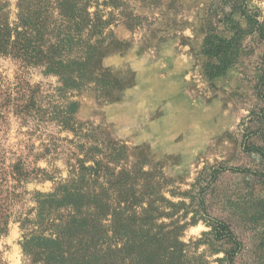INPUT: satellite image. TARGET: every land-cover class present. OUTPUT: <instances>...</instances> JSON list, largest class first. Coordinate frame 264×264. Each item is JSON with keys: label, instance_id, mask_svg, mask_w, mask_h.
Returning a JSON list of instances; mask_svg holds the SVG:
<instances>
[{"label": "rangeland", "instance_id": "374dc122", "mask_svg": "<svg viewBox=\"0 0 264 264\" xmlns=\"http://www.w3.org/2000/svg\"><path fill=\"white\" fill-rule=\"evenodd\" d=\"M7 1L13 22L17 0ZM221 1L111 0L114 44L79 92L58 91L41 66L0 56V264H47L21 247L24 229L53 233L51 222L32 223L36 193L53 192L80 166L82 189L99 191L105 180L89 167L101 177L105 165L136 176L140 168L156 185L147 213L128 224L144 232V251L170 245L173 264H264V39L238 12L224 18ZM247 9L264 29V0H247ZM206 35L228 42L224 70L204 53ZM69 101L73 130L59 123ZM117 149L123 160L109 165ZM126 179L110 189L131 192ZM68 211L51 207L49 218ZM217 222L231 237L215 239ZM137 249L118 253L117 264Z\"/></svg>", "mask_w": 264, "mask_h": 264}, {"label": "trees", "instance_id": "16d2710c", "mask_svg": "<svg viewBox=\"0 0 264 264\" xmlns=\"http://www.w3.org/2000/svg\"><path fill=\"white\" fill-rule=\"evenodd\" d=\"M222 1L218 8L224 18L238 12L247 25L253 26V31L264 39L263 24L259 23L256 14L249 13L247 0ZM8 5L7 0L0 4V56L20 58L28 65L41 66L44 74L57 77V90L60 92H79L94 83L99 58L114 44L109 37L113 13L105 9L114 6L111 0H17L16 19L13 22L8 18ZM224 6L229 11H225ZM214 38L216 36L206 35L203 51L217 56L223 67L218 65L216 68L224 70L231 62L226 55L228 42L218 38L220 43H225L224 46L214 42ZM106 40L110 42L105 43ZM263 86L264 73L258 83L259 89ZM74 104L76 105L74 101L68 102L59 120L63 127L72 130L74 125L70 114L73 111L68 108ZM120 154L118 150L117 160L112 159L110 154L107 160L109 165L121 162L123 155ZM84 168L85 166H80V174L76 175L71 171L72 177L53 192L36 193V219L32 223L40 228L43 223L51 222L53 233L45 236L40 232L36 234V230L24 229L21 247L25 257H29L32 263L36 262L35 256L39 255L47 264H117V254L126 248L129 250L130 245L137 244L138 249L133 257L122 256L121 264H135V258L139 257L140 260L157 259L162 263L173 264L172 246L168 245L163 253L161 247L148 250L146 247L144 251L140 247L144 244V232L136 233L133 228L129 229V221L135 220V215H140L141 218L147 213L148 207L143 200L156 194V190H152L156 185L147 183V174L140 168L136 176L134 170H127L125 166L117 169L118 167L105 165L100 177L99 171L89 167L93 169L95 180L101 178L105 181L99 184V191H86L81 186ZM120 177L128 178L126 181L129 184L124 185V190L126 187L131 188V192L110 189ZM135 185L139 186L138 194L135 193ZM151 203L154 204L155 201L151 200ZM46 205L49 209L45 208ZM51 207L52 210L65 208L69 211L51 220ZM138 220L141 224L142 220ZM140 229L138 227V231ZM158 233L156 238L161 239ZM212 233L215 239L223 238L225 233L231 237L229 228L222 222L216 223Z\"/></svg>", "mask_w": 264, "mask_h": 264}]
</instances>
